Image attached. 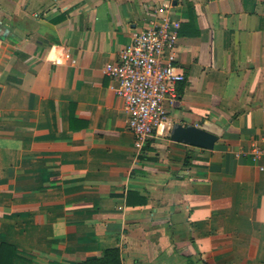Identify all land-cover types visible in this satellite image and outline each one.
<instances>
[{"label": "crops", "instance_id": "crops-1", "mask_svg": "<svg viewBox=\"0 0 264 264\" xmlns=\"http://www.w3.org/2000/svg\"><path fill=\"white\" fill-rule=\"evenodd\" d=\"M179 23L172 128L138 151L105 66ZM51 57V58H50ZM264 0H0V264H264Z\"/></svg>", "mask_w": 264, "mask_h": 264}, {"label": "built area", "instance_id": "built-area-1", "mask_svg": "<svg viewBox=\"0 0 264 264\" xmlns=\"http://www.w3.org/2000/svg\"><path fill=\"white\" fill-rule=\"evenodd\" d=\"M178 39L179 23L166 16L137 32L120 51V59L105 66L106 74L117 81L112 87L124 100L138 151L172 129L165 101L177 96V84L186 79L177 64ZM242 154L264 161V146L253 144Z\"/></svg>", "mask_w": 264, "mask_h": 264}, {"label": "water", "instance_id": "water-1", "mask_svg": "<svg viewBox=\"0 0 264 264\" xmlns=\"http://www.w3.org/2000/svg\"><path fill=\"white\" fill-rule=\"evenodd\" d=\"M171 138L176 141L212 149L218 136L199 125L176 123L172 128Z\"/></svg>", "mask_w": 264, "mask_h": 264}, {"label": "trees", "instance_id": "trees-1", "mask_svg": "<svg viewBox=\"0 0 264 264\" xmlns=\"http://www.w3.org/2000/svg\"><path fill=\"white\" fill-rule=\"evenodd\" d=\"M88 264H122L119 249H106L102 257L91 260Z\"/></svg>", "mask_w": 264, "mask_h": 264}, {"label": "clouds", "instance_id": "clouds-1", "mask_svg": "<svg viewBox=\"0 0 264 264\" xmlns=\"http://www.w3.org/2000/svg\"><path fill=\"white\" fill-rule=\"evenodd\" d=\"M51 58V57H50Z\"/></svg>", "mask_w": 264, "mask_h": 264}]
</instances>
